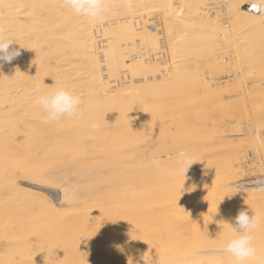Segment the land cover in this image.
Returning a JSON list of instances; mask_svg holds the SVG:
<instances>
[{
	"label": "rangeland",
	"instance_id": "1",
	"mask_svg": "<svg viewBox=\"0 0 264 264\" xmlns=\"http://www.w3.org/2000/svg\"><path fill=\"white\" fill-rule=\"evenodd\" d=\"M167 1L177 9L174 23L155 7ZM109 2L101 18L89 20L63 0H0V25L15 29L24 46L0 69V264L24 257L27 264L61 261L76 246L165 247V235L153 236L157 216L193 214L199 202L223 196L225 186L264 178V151L254 144L264 114V41L239 28L231 36L227 0H135L131 11L122 0ZM110 27L117 30L112 61L82 46L84 54H72L79 44L73 34ZM51 80L80 97L96 84L114 98L104 108L101 98L90 103L91 95L87 107L80 106L81 118L45 122L37 98L49 93ZM260 129L261 138L264 125ZM20 130L33 140L29 147L19 145ZM180 153L194 161L186 172L177 163ZM235 154L247 159L239 168L231 166ZM17 167L54 183L47 190L55 200L31 181V193L19 195L17 184L29 181ZM62 190L68 203L59 199Z\"/></svg>",
	"mask_w": 264,
	"mask_h": 264
},
{
	"label": "bare ground",
	"instance_id": "2",
	"mask_svg": "<svg viewBox=\"0 0 264 264\" xmlns=\"http://www.w3.org/2000/svg\"><path fill=\"white\" fill-rule=\"evenodd\" d=\"M238 1H239V5L237 7V6H235V4L232 0H227V3L229 4V9L232 12L231 21L233 23V28H231V30H229L230 31L229 33L231 34V36H234L235 32H237V31H235L236 28L244 29L246 32H249V33L253 34L254 36H256L258 39L264 41V13L258 11L256 8L253 7L254 3H256L257 0H238ZM155 7L159 11L161 9H163L162 13L166 15L165 17H166V21L168 23H174L176 21L175 18H177V9L175 8V6L173 5V3L171 1H167V3H164V4L160 3ZM235 12L237 13V15H239V17L234 14ZM111 15L113 16V12L111 13ZM11 23H13V22H11ZM210 24L215 25V21H211ZM219 26H220V29L222 31L227 33L226 30H223L224 28H222L221 25H219ZM6 27H8V26H6ZM7 30L9 32L8 35H10L19 44V36H18V33L16 32V30L12 29V28L9 29V27ZM116 31H117L116 29H113L112 27H110L109 30H104V29L99 30L98 32L95 33V35H90L88 33H85V34H80L78 36L76 34H73L74 37L72 39H74V38L78 39L79 44L77 46H75V48H74L75 51H73V52L71 51V52H72V54H84L80 48V46H82L83 50L85 52H87V51L89 52L87 54H92V55H95L96 57L109 59L107 61H112L113 58H112V54H110V53H112L113 51L114 52L117 51V47H116L117 38L115 35ZM65 36H68V35L66 34ZM227 39H229V35H228V37L225 38V40H227ZM74 41H76V40H74ZM82 41H83V43H81ZM18 44H13L12 47L13 48H19ZM58 60L60 61V59H58ZM61 63H62V61H61ZM54 65H56V64H54ZM58 66L59 65H57L56 68H58ZM1 68H2V61H0V69ZM56 71H55V76H56ZM65 73H66V71H65ZM70 74H72V73L70 72ZM58 75H59V73H58ZM47 76H49V75H47ZM67 76H68V74H67ZM67 76L64 78H68ZM71 78H73V77H71ZM81 78L83 79V77H81ZM84 78H88L89 81L92 80V77H90V76L89 77L86 76ZM53 79H55V78H53ZM76 79H78V78H76ZM97 79L100 80V79H104V78H98L97 77ZM66 80L67 79L61 80V81H66ZM56 81L58 82V80H56ZM61 81L59 84H61ZM94 82H96V81L94 80L93 83ZM3 83H4V80L1 79V77H0V95L2 93H4ZM263 83H264V81H263ZM250 84L252 85L253 83H250ZM8 87H10V86H8ZM51 87H52L51 90H49L48 92L53 91L54 90L53 88L57 87V83H55L54 80H51ZM58 87H60V86H58ZM86 88H87V86H86ZM94 88H96V90H94V92L92 94H89L88 92H86L87 97L82 96V97H84V99H82V97H81V99H82L81 104L83 105V107H87L86 105L89 104V99H90L89 97H91V95L93 96L92 98L94 101H92L90 103H93V102L99 103L98 100H99V98H101L100 102H101V104L105 105V106H103L104 108H106L108 105H110V103H111L110 100H113V98H114L113 93L109 92L107 90H103L100 86H97L96 84L94 85ZM83 90H85V89H83ZM82 93H83V91H82ZM244 93L247 94L245 90L241 91V93H240L242 98H244V95H243ZM35 96H37V95H35ZM5 98H7V97H5ZM31 101H32V99H31ZM21 102H23V101H21ZM30 116H32V115H30ZM42 116L43 115H41V117ZM36 118L37 117H34L33 119H36ZM39 119H40V117H39ZM40 120H42V119H40ZM263 125H264V114H263V120H261L258 123V128L259 127L261 128ZM260 128L257 129L255 132L257 139H255L254 144L258 147V149L261 152H263L264 151V137L260 138V135H259L260 134L259 130H261ZM43 130H45V129H43ZM231 130L232 129H230V131ZM20 132L22 133L23 137L21 136L20 133H19L20 135H18V137L20 136L21 137V138L19 137L20 140L22 141V139H23V141H22V143H19V145H22V146L28 145V147H29L31 145L30 142L34 143L33 140H29L27 138V136L25 135V133H23L22 130H20ZM46 137H49V135H46L45 138ZM50 137H51V134H50ZM41 139H44V138H41ZM43 142H45V140H43ZM38 143H40V142H38ZM45 143L48 144L49 142L47 141ZM32 145L35 147V144H32ZM14 149L15 148H13V150ZM88 152L93 153V150L90 149L89 151H87V153ZM199 154L202 155V152H199ZM5 156L7 157V154H5ZM92 156L94 157V155H92ZM92 156H90V157H92ZM14 160H15V158H14ZM241 160H244V163L247 162V159H246V157L244 158V155L239 156L238 154H235V156L233 157V161L235 163H232L231 166H236V168H239L240 167L239 164H240ZM20 164L18 163V166H20ZM22 167L23 166H21V168ZM258 168H259V166H258ZM25 169H23L24 172H22V170L19 169L20 170L19 172H22L21 174L19 173L20 174L19 177H22L23 179H27L29 182H27L25 180V181H21V183L17 184V186H19V185L20 186L16 187L15 190L18 192L19 195L31 193L30 190L33 188V186L30 184V181H31L34 183L38 182L42 185L40 187H43V188L39 191L43 190L44 193L47 192L48 193L47 195L50 197L55 196V193L53 191L47 190V186L54 185V183L52 184L50 181L49 183H51V184H49L48 182H46V180L42 181V178L44 176L43 177L41 176L42 178L37 177L38 178L37 179L33 175H28L29 173L24 174ZM30 169H34V168H30ZM6 170H8V169H6ZM1 172H3V170ZM8 172H10V170H8ZM32 172H31V174H35L34 170H32ZM10 173H7V174L10 175ZM12 173H13V170H12ZM9 175H8V177H9ZM39 178H41V179H39ZM257 180L258 179L253 180V181H238V182H235L234 184H229V185L225 186L224 191H223L224 192L223 196L208 199V200H205L204 202H199V210H198V212H195L193 214H188V213H185V211H184V213L180 214L179 217H177V215H174V218L177 217V218H175L176 220L174 218H171V217H173L171 213H166L165 215L163 214V215L157 216V219H155V220H156V223H158L159 225L155 226V232H154L153 236L156 238H161L158 236H161L162 234H163V236L165 235V238L164 237L163 238L168 243L165 247L149 248V247H144V246L134 247L133 245H131L130 247H133V248H130V249L129 248L128 249H123V248L111 249V248L107 247V248L99 249L98 251L97 250L93 251L94 247H92V246H80V247L76 246V248H74V251H71L72 249L68 250L66 252V257H63L61 261H56V260H53V261L48 260V261H41V262L39 261L37 264H233L234 257H232V255L230 253H228L224 250V246H225L226 242L228 241V239H230L233 235H235V233L233 232V226L234 227L236 226L235 218L238 215V213L240 212V210H246L250 216L253 215L254 213H256L260 218L257 226L253 229V246L256 249V257L253 259H250V261H249V264H256V259L264 258V192H260V191L256 190L255 182ZM13 181H14V179H13ZM238 183L239 184H246L249 187L246 190H239V191L235 192L234 186ZM35 184H37V183H35ZM35 184H33V185H35ZM47 184H49V185H47ZM62 193H63V196L61 194V196L59 198L60 201H62V199L63 200L70 199V198H67L70 195L67 196V192L65 190H62ZM33 196H35V194ZM33 196H30V198ZM71 196H72L71 198L74 200V198H73L74 196L73 195H71ZM75 197L80 198V195H79V197L78 196H75ZM30 198L26 199V200H29L30 202L37 200L35 198H32V200H30ZM54 200H55V197H54ZM56 200H58V199H56ZM52 201L53 200L48 201V207H47V203H46L45 207H47V209H50L53 211L54 204L52 203ZM37 202H41V201H37ZM37 202H36V204H39ZM193 203H195V202H193ZM183 205H185V204H183ZM39 206H42V205H38L36 207H39ZM41 208L42 207H40V209ZM55 210H57V209H55ZM230 211L233 212V215H232L233 217H230V218L226 217V219H221V217L224 216L225 212H230ZM215 216H217V217H215ZM133 235L130 234L129 236L132 237ZM136 238H137V235H136ZM121 242H123V241L120 240V243ZM124 242H127V241H124ZM125 245H126V243H125ZM36 250H37V247H36ZM36 250H34V251H36ZM39 250H41V248ZM37 252H38V250H37ZM95 252L97 255L87 256V254H91V253H95ZM19 257H22V256H19ZM27 257L28 258H35V255L32 253L31 255H27ZM71 257L72 258L74 257L75 261H72ZM36 258H38V257H36ZM10 259H13V258H10ZM15 259H17V258H15ZM25 259H27V258H25V257L21 258L19 260V262L10 263V264H27L28 262ZM56 259H59V258H56ZM34 263L35 262H33L32 264H34ZM7 264H9V263H7Z\"/></svg>",
	"mask_w": 264,
	"mask_h": 264
},
{
	"label": "clouds",
	"instance_id": "3",
	"mask_svg": "<svg viewBox=\"0 0 264 264\" xmlns=\"http://www.w3.org/2000/svg\"><path fill=\"white\" fill-rule=\"evenodd\" d=\"M63 3L76 15L85 17L89 20L101 18L102 15L112 7L109 0H63ZM254 4L258 11L264 13V0H257ZM120 6L131 11L135 6V0H122ZM13 44L18 43L7 34L6 27L0 25V61L11 62L21 54L19 48L11 47ZM37 103L45 113V122L55 121L64 116L76 119L82 116L80 110L82 103L81 97L65 87H57L49 93L40 95L37 98ZM98 126L99 125L95 122L90 124V127L93 129ZM193 162L194 161L184 153L178 155L177 163L184 172L187 171ZM160 163V160L153 159L154 165L159 166ZM248 187L249 186L246 184L239 183L234 186L235 192L246 190ZM255 188L260 192H264V178H260L255 182ZM73 195L75 197V194ZM62 202L68 203L69 201L62 199ZM259 219L256 213L250 216L246 210H241L236 216V226H233L235 235L228 239L224 246V250L234 257L233 264H249L250 259L256 257V249L253 246V229L257 226ZM256 264H264V258L256 259Z\"/></svg>",
	"mask_w": 264,
	"mask_h": 264
},
{
	"label": "snow or ice",
	"instance_id": "4",
	"mask_svg": "<svg viewBox=\"0 0 264 264\" xmlns=\"http://www.w3.org/2000/svg\"><path fill=\"white\" fill-rule=\"evenodd\" d=\"M253 7L256 8V5L254 4Z\"/></svg>",
	"mask_w": 264,
	"mask_h": 264
}]
</instances>
